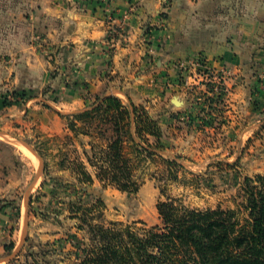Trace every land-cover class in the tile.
I'll return each mask as SVG.
<instances>
[{
    "label": "crops",
    "instance_id": "0c3cea01",
    "mask_svg": "<svg viewBox=\"0 0 264 264\" xmlns=\"http://www.w3.org/2000/svg\"><path fill=\"white\" fill-rule=\"evenodd\" d=\"M197 54L230 72L228 86L243 68L246 82L252 80L253 67H264V0H0V95L47 85L55 99L0 107V130L33 140L64 133L61 116L83 110L96 95L152 110L167 99L173 108L156 110L167 129L192 110L172 92L181 84L173 66ZM175 96L183 101L179 108ZM241 96L232 86L226 106L207 112V119L237 129L246 112L248 128L250 111L236 104ZM12 184L0 170V260L5 245L19 243L23 224L22 214L15 217ZM37 222L35 241L55 238Z\"/></svg>",
    "mask_w": 264,
    "mask_h": 264
},
{
    "label": "rangeland",
    "instance_id": "374dc122",
    "mask_svg": "<svg viewBox=\"0 0 264 264\" xmlns=\"http://www.w3.org/2000/svg\"><path fill=\"white\" fill-rule=\"evenodd\" d=\"M173 68L176 77H182V72L176 64ZM213 68L219 75L216 87L211 83L204 86L194 84L192 80L195 75H188L189 83L181 82L178 85L184 91L178 86V91H172L179 93L180 98L183 101L185 99L188 108L192 110L182 116V119L177 118L179 112H169V116L177 117L176 121L168 124L167 129H162L161 126L162 148L159 152L148 153L135 148L129 142L126 144L124 151L131 160L133 175L138 183L135 192L122 191L96 179L90 167L88 170L94 177L93 181L90 184L79 182L82 176L78 174L77 164L86 161L84 154L89 153L88 143H103V140L97 135H74L67 128L69 117L65 114L61 116L66 125L64 133L43 136L37 140L19 133L0 136V170L12 180V187L18 190L16 200L12 201L18 203L13 206L15 217L18 218L22 214L20 238L24 228L25 196L31 185L27 203L30 219L27 215L25 240L17 255L3 264H77L79 260L75 258L74 245L87 247L91 237L86 223L79 218L82 209L76 210L78 205L89 207L92 203H99L96 210L89 213L88 218L93 223L105 226H110L113 222L132 224L140 221L148 226L155 225L159 222L157 205L167 197L177 199L181 205L192 209H232L242 218V196L239 191L242 177L264 175V67L255 65L250 72L253 79L248 82L244 68L235 72L238 78L229 86L224 83V76H230V72L214 66ZM193 72L196 73L197 70ZM231 73L233 77L234 73ZM235 85L242 93L236 104L244 111L246 108L250 111L248 128L246 112L240 116L237 129H230L224 119L211 123L206 113L223 109L227 104L225 100H229L228 93ZM3 94L6 95L7 101L15 100L16 103L12 102L1 109L12 105H25L27 101L35 98L39 103L55 100L52 95L48 97L51 91L47 85L41 90L29 91L26 95L30 96L27 97H14L11 90ZM93 101L94 97L88 105L91 106ZM183 101L175 106L179 108ZM139 106L145 108L144 105ZM155 107L158 108L145 109L160 122L159 116L162 112L156 113V110L162 108L166 112L167 108L172 109L173 105L165 99V103ZM95 125L93 124V127ZM204 126H208V129L205 130ZM66 134L70 136L69 139L64 138ZM147 137L150 143H154V138ZM7 138L15 144L10 143ZM18 139L27 141L43 160V170L35 180L39 160L25 147L19 146ZM173 158H176V165L172 167L176 178L168 180L166 160ZM80 187L84 191H80ZM70 211H75L76 214H71ZM38 218L46 223L43 225L45 233L40 234L56 235L55 238H45L46 240H41L40 243L34 240ZM17 246L18 244L13 250Z\"/></svg>",
    "mask_w": 264,
    "mask_h": 264
},
{
    "label": "trees",
    "instance_id": "16d2710c",
    "mask_svg": "<svg viewBox=\"0 0 264 264\" xmlns=\"http://www.w3.org/2000/svg\"><path fill=\"white\" fill-rule=\"evenodd\" d=\"M28 92L14 90L12 94L27 97ZM5 98L4 94L0 96V107L13 102ZM67 116V128L74 135H97L103 140V143H88L86 161L77 164L78 174L82 176L79 182L90 184L96 177L119 190L135 192L138 183L125 146L129 142L145 152H159L162 148L159 121L144 107L124 104L115 95H96L91 106ZM147 136L154 138V143ZM166 165L167 179H175L172 167L176 158L166 160ZM239 186L242 218L232 209H192L167 197L157 205L159 222L155 225L140 221L105 226L88 218L99 203L89 207L78 205L76 210L82 209L79 218L86 223L91 237L87 247L74 245L77 264H264V175H244ZM80 191L84 189L80 187ZM13 248L14 243L5 245L7 253Z\"/></svg>",
    "mask_w": 264,
    "mask_h": 264
},
{
    "label": "built area",
    "instance_id": "2783aa9c",
    "mask_svg": "<svg viewBox=\"0 0 264 264\" xmlns=\"http://www.w3.org/2000/svg\"><path fill=\"white\" fill-rule=\"evenodd\" d=\"M168 0H164V3H168ZM124 18L126 15L123 16ZM121 26H118V31H120ZM176 65L179 67L182 72V84L189 83L190 75H195L192 80L194 84H200L201 86L206 85L207 83H211L213 87H216V83L218 81L219 75L218 71L213 68V66L209 65L207 61L199 54L183 60H178ZM197 70L196 73H192V71ZM189 75V76H188ZM195 80L197 82H195Z\"/></svg>",
    "mask_w": 264,
    "mask_h": 264
},
{
    "label": "water",
    "instance_id": "95a60500",
    "mask_svg": "<svg viewBox=\"0 0 264 264\" xmlns=\"http://www.w3.org/2000/svg\"><path fill=\"white\" fill-rule=\"evenodd\" d=\"M171 102L174 104V105H180L181 104V101L175 96L171 99ZM0 136H8L7 133L3 132L0 130ZM7 140H9L7 138ZM10 143H13V140H9ZM16 142V141H15ZM17 143L19 144V146H23L25 147L28 151H30L31 153H33L39 160V169H38V172L36 173L35 175V179L38 178V176L40 175V173L42 172L43 170V167H44V163H43V160L41 158V156L33 149V147L31 145H29V143L25 140H22V139H18ZM31 188V185L28 187L27 189V192H26V196H25V206H26V209H25V212H24V228H23V232H22V237L20 238V241L18 243V246L16 247V249H14L11 253H9L6 257H4L3 259H1L0 261H9L10 259L14 258L17 253L19 252L24 240H25V235H26V232H27V225H28V218H27V215H28V212H27V203L29 201V190Z\"/></svg>",
    "mask_w": 264,
    "mask_h": 264
}]
</instances>
